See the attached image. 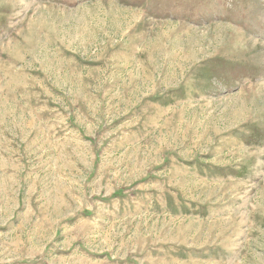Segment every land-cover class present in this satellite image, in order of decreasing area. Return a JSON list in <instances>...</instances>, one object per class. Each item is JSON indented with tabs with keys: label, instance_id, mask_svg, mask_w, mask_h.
I'll list each match as a JSON object with an SVG mask.
<instances>
[{
	"label": "rangeland",
	"instance_id": "1",
	"mask_svg": "<svg viewBox=\"0 0 264 264\" xmlns=\"http://www.w3.org/2000/svg\"><path fill=\"white\" fill-rule=\"evenodd\" d=\"M0 264H264V0H0Z\"/></svg>",
	"mask_w": 264,
	"mask_h": 264
}]
</instances>
